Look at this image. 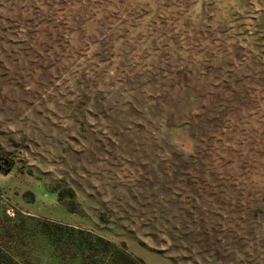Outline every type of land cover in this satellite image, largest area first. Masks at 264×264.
Wrapping results in <instances>:
<instances>
[{
	"label": "rangeland",
	"instance_id": "1",
	"mask_svg": "<svg viewBox=\"0 0 264 264\" xmlns=\"http://www.w3.org/2000/svg\"><path fill=\"white\" fill-rule=\"evenodd\" d=\"M0 153L1 264H264V0H0Z\"/></svg>",
	"mask_w": 264,
	"mask_h": 264
},
{
	"label": "trees",
	"instance_id": "2",
	"mask_svg": "<svg viewBox=\"0 0 264 264\" xmlns=\"http://www.w3.org/2000/svg\"><path fill=\"white\" fill-rule=\"evenodd\" d=\"M15 158L11 156H5L0 153V165L3 164V166L8 169L15 163ZM46 226H48V223L45 222ZM57 226V225H56ZM0 253H2V256L0 255V264L3 262V256L5 255V252L2 251V248L0 247ZM130 260L129 256L125 253L119 252L115 253L111 258V264L119 263V264H126Z\"/></svg>",
	"mask_w": 264,
	"mask_h": 264
}]
</instances>
